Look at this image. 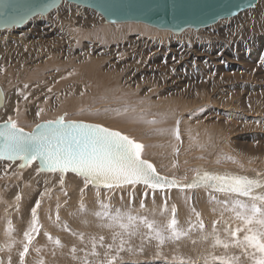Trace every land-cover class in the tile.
Instances as JSON below:
<instances>
[{
  "label": "rangeland",
  "instance_id": "374dc122",
  "mask_svg": "<svg viewBox=\"0 0 264 264\" xmlns=\"http://www.w3.org/2000/svg\"><path fill=\"white\" fill-rule=\"evenodd\" d=\"M135 26L106 23L96 11L63 0L45 16L33 17L22 27L0 30V86L6 98L0 110V122L11 117L26 130L38 121L67 113V119L105 123L142 143L143 157L153 160L159 170L173 176L170 178L186 181L184 178L193 177L201 166L210 172L261 180L264 175V0L231 18L198 30L185 29L179 34ZM40 109L43 111L37 117ZM177 120L179 140L172 131ZM34 165L18 170L15 161L0 160V224L3 223L0 264H21L20 253L28 243L24 233L29 230L31 210L38 200L40 228L38 233H32L30 252L24 256L23 264H83L85 259L90 264H105L112 257L116 258L112 264H181V261L220 264L212 257L241 256L239 248L213 247L214 221H219L216 228L222 240L227 239L225 228H235L239 223L218 203L231 197L212 199L215 195H207L225 193L203 187L172 192L130 185L131 189L126 186L124 190L113 189L108 194L97 195L90 185L85 187L76 177H66L63 184L58 179V186L50 187L49 180L43 176L47 172H38ZM98 197L113 212L119 209L147 218L158 228L171 217L172 206L177 209L178 227L184 231L197 223L198 212L205 228L201 231L193 227L181 240H166L159 245L149 238V230L139 225L136 235L123 236L126 244L120 251L119 239L115 242L112 239V232L119 229L99 227L102 221L92 214L100 210ZM82 203L88 210L84 213L80 212ZM9 225L13 227L6 228ZM2 232L8 237H2ZM80 234L86 236L85 240L80 239ZM91 234L97 242L100 236L104 237L103 246L96 243L99 249L95 247L97 253L101 252L99 258L91 254L92 248L89 250L92 244L87 238ZM205 235L207 240L203 239ZM129 248L133 250L131 253ZM49 254L51 258L47 257ZM89 256H94V261ZM241 264L250 262L241 256Z\"/></svg>",
  "mask_w": 264,
  "mask_h": 264
},
{
  "label": "snow or ice",
  "instance_id": "6c2138e0",
  "mask_svg": "<svg viewBox=\"0 0 264 264\" xmlns=\"http://www.w3.org/2000/svg\"><path fill=\"white\" fill-rule=\"evenodd\" d=\"M6 3L7 0H0V22L11 23L16 20V16L11 14L14 10L10 6L6 7ZM48 7L51 5H45L41 11L47 10ZM2 99L3 93L0 92V103ZM42 111L43 109H40L36 116L39 117ZM179 123L177 120L176 127L172 130L177 140L180 139ZM144 147L142 143L130 136L102 124L67 119V113L52 120L36 123L31 131H25L24 127H21L11 117L0 124V159L22 161L21 168L36 162L38 172L60 173L61 184L64 183V175L71 172L83 178L85 187L92 185L96 189L103 187L111 190L126 185L143 184L153 191L173 187L181 188V190L203 187L225 193L231 198L218 201V203H222L225 210L231 212L239 223L235 228H225L227 239L222 240L216 228L219 221H214L211 233L214 241L213 247L239 248L241 256L247 258L250 264H264V181L232 173L197 171L190 182L181 184L175 178L161 176L155 166L143 158ZM184 179L187 180V177ZM19 199L20 197L17 196V200ZM39 206L40 202L37 201L36 206L31 210V224L29 230L24 233L28 243L24 245V250L20 253L21 264L24 262V256L33 239L32 233L39 232L37 217ZM141 206L143 207V204ZM99 207L100 210L92 214L102 221L99 227L119 229V231L112 232V239L114 242L119 239L118 249L120 251L124 250L123 236L125 234L136 235L139 225L147 228L149 238L155 239L159 245H163L166 240L172 242L181 240L193 227L201 231L205 228L203 221L199 219L200 213L197 212L195 213L197 223L191 225L188 231L181 230L178 227L175 206H172L171 217L162 228H158L154 221L150 222L144 217L122 213L119 209L113 212L110 205L103 201L99 202ZM86 211L82 203L80 212ZM57 220H59L58 215ZM84 222L87 223V221ZM65 228L67 229V225ZM80 239H83V234H80ZM98 239L103 246L104 237L100 236ZM203 239L207 240L208 235L203 236ZM55 242L57 245L60 244L59 240ZM90 242L92 244L91 254L98 255L95 251L97 238L91 237ZM128 251L131 253L133 250L129 248ZM241 256H214L212 259L220 261V264H241ZM115 259L112 257L105 261V264H112ZM83 264H90V262L85 259ZM181 264H183L182 261Z\"/></svg>",
  "mask_w": 264,
  "mask_h": 264
},
{
  "label": "water",
  "instance_id": "95a60500",
  "mask_svg": "<svg viewBox=\"0 0 264 264\" xmlns=\"http://www.w3.org/2000/svg\"><path fill=\"white\" fill-rule=\"evenodd\" d=\"M63 0H7L6 7L14 11L16 20L11 23L0 22V30L22 27L31 18L44 16L57 8ZM96 11L106 23L136 22L158 30L179 34L185 29L198 30L215 24L220 19L231 18L239 12L254 7L258 0H65ZM45 5H51L41 11ZM20 17H23L22 19ZM7 20V17H5ZM0 110L4 106V91ZM5 121L0 122L3 124ZM40 121L38 123H41ZM35 126V125H34ZM33 126V127H34ZM32 127V128H33ZM31 128V129H32ZM31 131V130H30ZM117 131V130H116ZM6 160V159H1ZM9 161V160H7ZM18 162L17 169L23 170ZM14 162V161H11ZM38 168V164H37ZM47 172V171H42ZM162 176V175H161ZM191 180L185 182L188 183ZM264 181V180H262ZM181 183V184H185ZM143 185V184H141ZM92 186V185H91ZM103 188V187H101ZM166 189H181L178 187ZM152 190V189H151ZM165 190L157 189L155 191ZM186 190V189H183ZM213 191L211 189H207Z\"/></svg>",
  "mask_w": 264,
  "mask_h": 264
},
{
  "label": "bare ground",
  "instance_id": "6f19581e",
  "mask_svg": "<svg viewBox=\"0 0 264 264\" xmlns=\"http://www.w3.org/2000/svg\"><path fill=\"white\" fill-rule=\"evenodd\" d=\"M37 16H40V15H37ZM44 16H45V15H44ZM35 17H36V16H35ZM41 17H42V16H41ZM125 23H134V25H136L137 27H140V28H141V27L143 28V26H144V28L147 27V25L145 26V24H143V23H136V22H125ZM136 26H135V27H136ZM148 27H150V26H148ZM140 30H141V29H140ZM159 31H160V33H165V32H166V30H159ZM119 32H120V31H119ZM120 33H121V32H120ZM147 33H148V32H147ZM117 35H118V34H117ZM97 90H98V89H97ZM103 90H104V89H103ZM5 104H6V98H5V96H4V106H5ZM4 106H3V107H4ZM3 107H2V108H3ZM10 111H11V110H10ZM10 111H9V112H10ZM110 111H111V110H110ZM111 113H112V112H111ZM20 115H21V114H20ZM118 115H119V114H118ZM3 117H4V116H3ZM4 119H5V117H4ZM2 120H3V119H2ZM6 120H7V119H6ZM51 120H52V119H51ZM71 120H81V119H71ZM44 121H45V120H44ZM81 121L88 122V123H98V124H102L103 126L108 127V128H111V129L114 130V127H113V126H109V125H107V124H105V123H99V122L87 121V120H81ZM146 121H147V120H146ZM38 122H40V121H38ZM148 122H149V121H148ZM146 123H147V122H146ZM35 124H36V123H35ZM30 126H31V128H32L34 125H30ZM30 126H29V127H30ZM25 127H26V126H25ZM31 128L26 129L25 131H30ZM143 158L149 160V161L155 166L157 172H158L160 175H162V176H167V177H168V176H172V175H169V174H166V173L162 172V171H165V170H161V169H160V170H161V171H160V170L158 169L159 166L157 165V166H158V167H157L156 164L153 162V160H152V161L150 160V158L145 157V156H144ZM0 160H1V159H0ZM1 161H7V160H1ZM228 163H229V162H228ZM34 164H36V167H37V163H36V162H33L32 165H34ZM17 165H18V162L15 161V166L17 167ZM217 165H218V164H217ZM30 166H31V165H30ZM34 166H35V165H34ZM30 168H31V167H30ZM197 168L199 169V171H200L201 173H203V172H210V171H206V170H204V168H202L201 166H200V167H197ZM215 169H216V168H215ZM208 170H213V169L209 168ZM219 170H220V169H219ZM47 173H48V174H47ZM47 173H44V175H43V176H45V179L47 178V180H49V181L47 182V185L49 184L48 186H50V187H51V186H54V185L58 186L57 180L59 179V181H60V177H56V173H51V172H47ZM57 173H58V172H57ZM232 174H233V173H232ZM65 175H66V176L64 177V180H67L68 178H71V177H76V178H80V181L82 182V184H84V180H83V178L80 177V176L75 175L74 173L69 172V173H67V174H65ZM16 176H17V175H16ZM53 177H55V178H53ZM66 177H68V178L66 179ZM172 177H173V176H172ZM190 177H191V176H190ZM190 177L187 178L186 181H184V180H183V181H180L179 178H177V179H178V181H180L181 183H185V182H187V181H189V180H192L194 176L191 177V178H190ZM257 177H258V176H257ZM259 177H260V176H259ZM169 178H170V177H169ZM1 179H2V178H1ZM53 179H54V180H53ZM177 179H176V180H177ZM253 179H255V177H253ZM258 179H259V178H258ZM47 180H46V181H47ZM261 180H264V175L262 176V179H261ZM11 181H12V180H11ZM14 182H15V181H14ZM18 182H19V181H18ZM35 182H36V181H35ZM64 182H65V181H64ZM0 184H2V183H0ZM67 185H68V184H67ZM138 185H141V184H138ZM90 186H91V185H90ZM126 186L129 187L130 185H126ZM126 186L119 187V188H113V189H115V190H116V189H118V190H124L125 188H127ZM7 187H8V186H6L5 188H7ZM59 187H60V186H59ZM130 187H131V186H130ZM130 187H129V188H130ZM12 188H13V187H12ZM9 189H10V188H9ZM58 189L60 190V188H58ZM95 189H96V188H94L93 186L90 187V190H91V191L100 192V193H102V194H108V193H110L111 190H113V189L108 190V189H105V188H99V189H96V190H95ZM130 189H131V188H130ZM51 190H53V189H51ZM55 190H56V189H55ZM165 190H167V189H165ZM168 190H172V192H178V190L181 191V189H168ZM186 190H187V189H186ZM127 191H129V190H127ZM189 191H190V189L188 190V192H189ZM198 191H200V190H198ZM30 192H31V191H30ZM54 192H55V191H54ZM130 192H131V191H130ZM183 192H184V191H183ZM186 192H187V191H186ZM207 192H208V191H207ZM14 193H15V192H14ZM14 193H13V194H14ZM17 193H18V192H17ZM44 193H45V192H44ZM52 193H53V192H52ZM66 193H67V192H66ZM78 193H79V192H78ZM113 193H114V192H113ZM179 193H182V192H179ZM198 193H202V194H204L203 191H200V192H198ZM6 194H7V193H6ZM24 194H25V193H24ZM177 194H178V193H177ZM0 195H1V193H0ZM2 195H3V194H2ZM11 195H12V194H11ZM41 195H42V194H41ZM80 195H81V194H80ZM91 195H92V194H91ZM99 195H100V194H99ZM207 195H215L214 197L217 198V197H222L223 195H226V194H218V195H217V194L215 193V194H207ZM19 196H20V195H19ZM73 196H74V194H73ZM105 196H106V195H105ZM119 196H120V195H119ZM226 196H228V195H226ZM13 197H14V196H13ZM13 197H12V198H13ZM33 197H34V196H33ZM39 197H40V196H39ZM47 197H48V196H47ZM56 197H57V196H56ZM4 198H5V197H4ZM4 198H2V199H4ZM20 198H21V197H20ZM42 198H43V196H42ZM50 198H51V196H50ZM98 198H99V197H98ZM207 198H208V197H207ZM6 199H7V198H6ZM37 199H38V198H37ZM40 199H41V198H40ZM63 199H64V198H63ZM99 199H100V201H102L101 198H99ZM7 200H8V199H7ZM15 200H16V199H15ZM20 200H21V199H20ZM42 200H43V199H42ZM96 200H97V199H96ZM96 200H95V201H96ZM108 200H109V199H108ZM125 200H126V199H125ZM150 200H151V199H150ZM38 201H39V200H38ZM40 201H41V200H40ZM45 201H46V200H45ZM45 201H44V202H45ZM47 201H49V200H47ZM72 201H73V200H72ZM82 201H83V200H82ZM95 201H94V203H95ZM100 201H99V202H100ZM106 201H107V200H106ZM151 201H152V200H151ZM9 202H10V201H9ZM14 202H15V201H14ZM24 202H25V201H24ZM35 202H36V201H35ZM52 202H53V201H52ZM65 202H66V201H65ZM65 202H64V203H65ZM2 203H3V202H2ZM2 203H1V204H2ZM32 203H33V202H32ZM80 203H81V202H80ZM124 203H125V202H124ZM6 204H7V203H6ZM6 204H5V205H6ZM35 204H36V203H35ZM61 204H62V203H61ZM68 204H69V203H68ZM8 205H9V203H8ZM14 205H15V204H14ZM48 205H49V203H48ZM48 205H47V206H48ZM50 205H51V204H50ZM63 205H64V204H63ZM63 205H62V206H63ZM65 205H66V204H65ZM144 205H145V204H144ZM12 206H13V205H12ZM12 206H11V207H12ZM66 206H67V205H66ZM124 206H126V205H124ZM124 206H123V207H124ZM39 207H40V206H39ZM64 207H65V206H64ZM67 207H68V206H67ZM92 207H93V206H92ZM126 207H127V206H126ZM126 207H125V208H126ZM186 207H187V206H186ZM7 208H8V207H7ZM56 208H57V207H56ZM127 208H128V207H127ZM8 209H9V208H8ZM64 209H65V208H64ZM76 209H77V208H76ZM184 209H185V208H184ZM4 210H5V209H4ZM9 210H10V209H9ZM59 210H60V209H59ZM65 210H66V209H65ZM95 210H96V208H95ZM185 210H186V209H185ZM87 211H88V210H87ZM46 212H47V210H46ZM49 212H50V210H49ZM52 212H53V211H52ZM61 212H62V211H61ZM78 212H79V211H78ZM94 212H96V211H94ZM57 213H58V212H57ZM63 213H66V211L63 212ZM63 213H61V214H63ZM79 213H80V212H79ZM83 213H84V212H83ZM89 213H91V212H89ZM3 214H4V213H3ZM81 214H82V213H81ZM5 215H7V214L5 213ZM69 215H70V213H69ZM74 216H75V215H74ZM74 216H73V218H75ZM76 216H77V215H76ZM80 216H81V215H80ZM10 217H11V216H10ZM77 217H78V216H77ZM82 217H83V215H82ZM84 217H85V216H84ZM84 217H83V218H84ZM92 217H93V216H92ZM7 218H8V217H7ZM95 218H96V217H95ZM45 219H48V218H45ZM50 219H51V218H50ZM53 219H55V218H53ZM159 219H160V218H159ZM39 220H41V219H39ZM81 220H82V218H81ZM85 220L87 221V219H85ZM94 220H95V219H94ZM98 220H99V219H98ZM27 221H28V220H27ZM61 221H62V220H61ZM69 221H70V220H69ZM77 221H78V220H77ZM1 222H2V219H1ZM65 222H66V221H65ZM78 222H79V221H78ZM4 223H5V222H4ZM7 223H8V222H7ZM7 223H6V224H7ZM46 223H47V222H46ZM69 223H70V222H69ZM80 223H83V221H81ZM95 223H96V222H95ZM195 223H196V222H195ZM2 224H3V223H2ZM2 224H0V229H1V225H2ZM6 224L3 225V226H6ZM67 224H68V221H67ZM192 224H193V223H192ZM228 224H229V223H228ZM46 225H47V224H45V226H46ZM48 225H49V224H48ZM48 225H47V226H48ZM79 225H81V224H79ZM229 225H230V224H229ZM45 226H44V229L46 228ZM8 227H11V228H12L13 226L9 225V226H7L6 228H8ZM82 227H83V225H81V228H82ZM92 227H93V226H92ZM3 228H4V227H3ZM50 228H51V227H50ZM57 228H58V227H57ZM57 228H56V229H57ZM90 228H91V227H90ZM61 229H62V228H61ZM86 229H87V228H86ZM91 229H92V228H91ZM91 229H90V230H91ZM2 230H5V228L2 229ZM53 230H54V229H53ZM57 230H58V229H57ZM106 230H107V229H106ZM111 230H112V229H111ZM5 232H6V231H5ZM46 232H47V231H46ZM60 232H61V231H60ZM82 232H83V231H82ZM94 232L96 233V232H98V231H94ZM94 232H93V234H94ZM102 232H103V231H102ZM2 233H3V232H2ZM10 233H11V232H8V234H10ZM51 233H52V231H51ZM62 233H63V231H62ZM90 233H91V232H90ZM90 233H89V234H90ZM100 233H101V232H100ZM100 233H99V234H100ZM96 234H97V233H96ZM99 234H98V235H99ZM103 234H104V235H108V234H106V233H103ZM3 235H5V234H4V233L1 234L2 237H4ZM61 235H62V234H61ZM63 235H64V234H63ZM190 235H191V234H190ZM196 235H197V234H196ZM5 236H6V235H5ZM69 236H70V235H69ZM69 236H68V239H69ZM93 236H95V235H93ZM6 237H8V236H6ZM55 237H56V236H55ZM62 237L64 238V236H62ZM79 237H80V236H79ZM79 237H78V238H79ZM91 237H92V234H91ZM84 238H86V236H85ZM84 238H83V239H84ZM6 239H7V238H6ZM40 239H41V238H40ZM58 239H62V238L60 237V238H58ZM68 239H67V240H68ZM87 239H90V238H87ZM7 240H9V239H7ZM56 240H57V239H56ZM78 240H79V239H76L75 241H78ZM84 240H85V239H84ZM84 240H83V241H84ZM38 241H39V239H38ZM53 241H54V240H53ZM46 242H48V241H46ZM51 242H52V241H51ZM62 242H63V241H62ZM198 242H199V240H198ZM9 243H10V241H9ZM9 243H8V244H9ZM41 243H42V242H41ZM48 243H49V242H48ZM68 243H69V242H68ZM88 243H90V242H88ZM98 243H100V242H97V244H98ZM69 244H70V243H69ZM125 244H126V243H125ZM37 245H38V244H37ZM62 245H63V244H62ZM66 245H67V244H66ZM89 245H90V244H89ZM205 245H206V244H205ZM39 246H40V245H39ZM88 247H90L89 250L92 248L91 246H88ZM96 247H97V246H96ZM104 247H105V246H104ZM44 248H45V247H44ZM62 248H63V247H62ZM67 248H68V247H67ZM73 248H74V247H73ZM77 248H78V247H77ZM97 248L99 249V247H97ZM97 248H96V249H97ZM14 249H15V248H14ZM45 249H46V248H45ZM52 249H53V248H52ZM54 249H55V248H54ZM58 249H59V248H58ZM83 249H85V247H84ZM96 249H95V251H96ZM181 249H182V248H181ZM32 250H33V249H32ZM46 250H47V249H46ZM49 250H50V249H49ZM79 250H80V249H79ZM79 250H78V251H79ZM86 250H88V249H86ZM13 251H14V250H13ZM28 251H29V250H28ZM43 251H45V250H43ZM54 251H56V250H54ZM54 251H52V253H53ZM76 251H77V250H76ZM78 251H77V252H78ZM91 251H92V250H91ZM102 251H104V250H102ZM29 252H30V251H29ZM71 252H72V250L69 252V254H70ZM73 252H75V251H73ZM83 252H86V251H83ZM87 252H88V251H87ZM98 252H99V251H98ZM160 252H161V251H160ZM47 253H50V252H47ZM59 253H60V252H59ZM66 253H68V251H66ZM81 253H82V251H81ZM2 254H3V253H2ZM50 254H51V253H50ZM50 254H49V256H47V257H50ZM60 254H61V253H60ZM60 254H59V255H60ZM63 254H64V253H63ZM87 254H88V253H87ZM98 254H101V252L98 253ZM228 254H229V253H228ZM45 255H46V254H45ZM61 255H62V254H61ZM64 255H65V256H64V258H65V257H66V254H64ZM82 255H83V254H82ZM204 255H205V253H204ZM204 255H203V256H204ZM34 256H35V255H34ZM34 256H32V258H36V257H37V256H36V257H34ZM53 256H56V255H53ZM80 256H81V255H80ZM84 256H86V255H84ZM95 256H96V255H95ZM97 256H98V255H97ZM1 257H2V256H1ZM51 257H52V256H51ZM51 257H50V258H51ZM67 257H69V256H67ZM70 257H71V255H70ZM82 257H83V256H82ZM89 257H90V256H89ZM38 258H40V257L38 256ZM38 258H37V259H38ZM50 258H48V259H50ZM53 258H54V257H53ZM55 258H57V257H55ZM60 258H62V257L59 256V260H60ZM90 258H92V257H90ZM93 258H95V257L93 256ZM93 258H92V259H93ZM96 258H97V257H96ZM98 258H99V256H98ZM100 258H101V257H100ZM105 258H106V257H105ZM65 259H66V258H65ZM67 259H68V258H67ZM40 260H41V259H40ZM96 260H98V259H96ZM96 260H95V261H96ZM27 261H28V260H27ZM56 261H58V260H56ZM61 261H63V259H62ZM70 261H71V260H70ZM77 261H79V260H77ZM80 261H81V260H80ZM88 261H89V260H88ZM93 261H94V259H93ZM103 261H104V260H103ZM103 261H102V262H103ZM0 262H2V260H0ZM40 262H41V261H40ZM54 262H55V261H54ZM65 262H67V261H65ZM71 262H72V261H71ZM89 262H90V261H89ZM29 263H30V262H29ZM45 263H46V262H44V264H45ZM52 263H53V262H52ZM69 263H70V262H69ZM32 264H33V263H32ZM46 264H48V263H46ZM57 264H60V263L58 262ZM64 264H65V263H64ZM92 264H93V263H92ZM98 264H99V262H98Z\"/></svg>",
  "mask_w": 264,
  "mask_h": 264
}]
</instances>
